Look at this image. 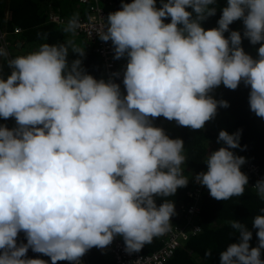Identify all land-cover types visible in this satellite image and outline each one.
I'll use <instances>...</instances> for the list:
<instances>
[{"label": "clouds", "instance_id": "1", "mask_svg": "<svg viewBox=\"0 0 264 264\" xmlns=\"http://www.w3.org/2000/svg\"><path fill=\"white\" fill-rule=\"evenodd\" d=\"M216 3L160 0L157 7V0H121L95 33L111 42L114 59L127 60L124 92L113 79L83 69L85 49L72 39L8 60L10 74L0 75V118H14L16 126L0 125V264H48L28 258L29 248L51 264H79L116 236L127 252L139 251L171 226L175 205L167 198L191 175L182 168L184 141L153 120L203 129L218 107H229L213 90H235L241 82L250 86V110L264 118V0H227L217 27L205 29ZM238 20L243 38L259 45L256 58L242 47L241 32L230 30ZM78 27L73 16L63 30L75 34ZM69 52L80 58L69 63ZM7 55L0 48V57ZM240 137L241 130H221L223 146L209 151L207 170L192 177L216 200L242 196L248 185L245 157L232 151ZM253 188L264 200V179ZM228 223L239 239L220 252V264H264V208L251 222L256 247L246 224ZM21 232L27 242L18 244Z\"/></svg>", "mask_w": 264, "mask_h": 264}, {"label": "trees", "instance_id": "2", "mask_svg": "<svg viewBox=\"0 0 264 264\" xmlns=\"http://www.w3.org/2000/svg\"><path fill=\"white\" fill-rule=\"evenodd\" d=\"M53 1L56 0H0L1 27L7 32L14 28L21 30L19 36L11 38L12 43L19 42L23 46H27L29 49L26 50L27 52L34 45L58 44V37L53 31L54 26L46 24L45 14L52 10L61 18L65 17L69 20L73 16L84 13L85 7L79 8L76 0H64L57 4ZM108 1H113L114 4L110 9L106 5L108 14L121 8V0ZM125 2H131V0H125ZM226 5L227 0H217L214 5L217 8L216 15L202 22V26L205 29L217 27L221 9ZM157 7H160V0H157ZM188 10L191 11V9ZM164 22H170V18L165 19ZM50 27L52 28L50 29ZM229 27L230 30L241 32L242 47L246 53L256 58L259 45H252L248 39L243 38L242 21H235ZM228 35L229 33L226 32L225 36ZM60 39L62 38L60 37ZM23 50H25L24 47L20 50L15 49L13 57L25 55V52L21 53ZM88 53L82 59V67L88 74L99 80L103 76V68L98 59L91 52ZM116 62L118 64L127 63V60L121 58ZM8 74H10L9 68L5 61L0 59V75L7 76ZM116 83L120 84L121 90L124 89L122 78ZM249 92L250 86L246 87L243 82L235 90H230L223 85L215 88L211 95L216 100H226L229 107H218L216 116L206 122L203 129L192 130L188 127L178 126L175 121H168L164 117L153 120L154 126L163 128L170 138H180L184 141V154L187 159L182 168L185 169V175L191 174L187 186L178 188L173 196L167 198L172 200L175 205V215L171 217L170 221L171 226H185L189 217L187 210L193 205L187 196L195 187V180L192 177L196 173L207 170L204 161L209 151L218 150L223 146L221 143H217V137L221 130H226L229 134L241 130L240 147L232 150L238 156L245 157L246 162L258 167L264 179V118L257 117L250 110ZM0 125H6L10 129L16 126L14 118L7 120L0 118ZM253 185H255V181L248 177V185L245 186L244 194L224 201L212 198L209 190L205 187L198 202L199 214L194 217V224L199 227L200 233L183 243L174 257L165 264H220V252L228 244L235 243L239 239V233H235L228 223L232 220L247 225L252 231L250 247H256L258 244L257 230L252 228L251 222L254 216L259 214V210L264 208V200L259 198ZM156 203L159 206L163 203V198L157 197ZM162 232L154 236L151 242L145 244L138 252L142 256H150L160 250L162 248ZM114 239L124 243L120 236H116ZM26 242L24 233H19L17 243ZM208 251H211L210 256L205 255ZM85 256L88 264H113L110 255L107 252L102 253L96 247L88 250ZM27 257L43 259L51 264L50 257L35 253L31 248L27 252ZM261 259L264 260V249H261ZM57 264H71V262L58 261Z\"/></svg>", "mask_w": 264, "mask_h": 264}, {"label": "built area", "instance_id": "3", "mask_svg": "<svg viewBox=\"0 0 264 264\" xmlns=\"http://www.w3.org/2000/svg\"><path fill=\"white\" fill-rule=\"evenodd\" d=\"M79 8L85 7L84 13L77 16L79 19V27L75 34H72L77 41H80L85 47H89L91 52L97 57L103 68V76L100 79L105 81L110 78L115 82L122 78V70L126 66L125 63L118 64L114 59L111 42H104L99 39L96 30L104 23L105 18L108 16L107 7H113V1L108 0H76ZM107 5V7H106ZM106 8V9H105ZM54 23L64 24V21L54 19ZM21 30L18 28L12 29L10 32L4 30L0 25V48L6 50L7 56L0 57V59L7 62L13 58L15 53V44L12 43L11 38L19 36ZM8 67V66H7ZM10 70V69H9ZM120 72V77H114L113 73ZM124 92V89L121 90ZM235 154L236 152L232 150ZM237 155V154H236ZM241 170L255 181L263 179L261 171L258 167L248 162L241 166ZM204 186L195 182L194 189L187 194L188 198L193 204L188 208V219L185 226H170L162 232V248L150 256H142L138 251L129 253L125 250V244L114 239L113 242L103 249H99L102 253L107 252L112 258L113 264H165L171 260L180 246L187 242L191 237L200 233L198 226L194 224V217L199 214L198 202L201 198ZM74 264V262H71ZM79 264H88L86 256L80 258Z\"/></svg>", "mask_w": 264, "mask_h": 264}, {"label": "crops", "instance_id": "4", "mask_svg": "<svg viewBox=\"0 0 264 264\" xmlns=\"http://www.w3.org/2000/svg\"><path fill=\"white\" fill-rule=\"evenodd\" d=\"M62 1H64V0H56V1H53L55 4H57V3H61ZM77 7V6H76ZM78 8V7H77ZM75 14V13H74ZM45 16H46V24L47 25H53L54 26V33L57 35V37H58V44L59 43H64V42H66L68 39H72L74 42H75V44L77 45V46H79L80 48H83V49H85V54L86 53H88V54H90V49H89V47H82V44H81V42L79 41H77L76 39H75V37L72 35V34H70V33H66V32H64V27L66 26V24H67V21H68V19L67 18H65V17H62L61 18V16L59 15V14H57V13H55V12H53L52 10H49L46 14H45ZM54 19H59V20H62V21H64V24H58V23H54L53 22V20ZM52 27H50V29H51ZM61 35H63V36H61ZM60 37L62 38V39H60ZM15 44V43H14ZM38 46L39 45H34V47H32L31 49H30V51H33L34 49H36V48H38ZM24 47V49L25 50H23L21 53H23L24 54V52H25V54H27L28 52H30V51H26V50H29L28 49V47L27 46H23V44H21V43H19L18 42V45H16L15 44V49L16 50H20L21 48H23ZM85 57V56H84ZM77 58H80V57H78V55L77 54H75V53H72V52H69V56H68V60H69V63H71V61L72 60H75V59H77ZM81 59H83V58H81Z\"/></svg>", "mask_w": 264, "mask_h": 264}]
</instances>
